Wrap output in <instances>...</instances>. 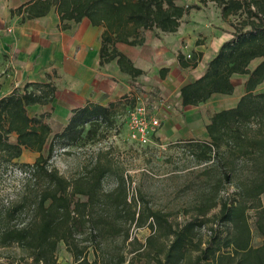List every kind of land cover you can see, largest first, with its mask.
Listing matches in <instances>:
<instances>
[{"label": "trees", "instance_id": "16d2710c", "mask_svg": "<svg viewBox=\"0 0 264 264\" xmlns=\"http://www.w3.org/2000/svg\"><path fill=\"white\" fill-rule=\"evenodd\" d=\"M209 2L221 8L223 19L235 16L237 21L231 22L233 37L209 60L206 73L181 88L183 106L201 107L209 137L186 141L199 162L212 161L200 172L198 215L174 222L142 193L131 197L129 176L111 148L101 149L72 177L51 163L58 146L100 138L136 98L109 106L87 104L64 123L50 114H29L30 105L52 102L56 87L27 82L0 97V169L15 164L26 149L38 153L33 163L22 166V194L0 206V250L18 245L32 264H61L57 251L63 241L73 256L70 264H264V239L253 244L251 225L254 212L264 238V90L258 89L264 82V0H38L26 10L30 17L42 16L55 5L61 21L87 17L103 25L101 63L117 59L121 70L134 78L144 71L116 44H142L141 33L147 29L175 32L192 8ZM202 56L179 53V68L196 67ZM256 58L262 60L251 69ZM167 71L162 69V76ZM234 74L248 75L244 94L235 106L209 115L205 102L215 93L233 94ZM109 178L113 185L107 188ZM227 185L235 192L221 195ZM215 207L219 211L208 217ZM144 226L151 232L143 242L132 229ZM206 227L210 235L203 245L199 233ZM193 251H198L194 258Z\"/></svg>", "mask_w": 264, "mask_h": 264}, {"label": "crops", "instance_id": "0c3cea01", "mask_svg": "<svg viewBox=\"0 0 264 264\" xmlns=\"http://www.w3.org/2000/svg\"><path fill=\"white\" fill-rule=\"evenodd\" d=\"M36 1L0 0V97L9 95L16 87L23 88L27 82H52L56 87L53 101L30 105L29 114L46 113L67 123L75 109L87 104L109 106L139 96L161 95L165 99H174L177 107H173L176 111L174 114L163 117V126L159 127L157 133L169 130L175 134L179 127L186 131L182 125L188 127L187 124L191 123H205L200 106L182 105L181 88L206 73L209 60L225 41L233 37L234 27L221 24V28L206 30V34L203 30L204 27L207 29L206 23L202 22L199 26L196 20L203 17L207 20V13L191 15L193 12H190L189 18L184 19L175 32L147 29L141 33L144 38L142 44L118 42L117 49L127 55L134 66L144 71L133 78L121 70L117 59L101 63L103 25H94L87 17L79 22L68 19L61 21L55 5L45 15L30 17L26 8ZM213 5L217 6L209 2L202 9ZM216 19H223L221 12ZM64 24L67 26L64 27ZM201 33L208 36L205 42L199 40L204 38ZM193 52L203 54L198 65L179 68V53L190 58ZM257 59L262 60H252L249 65L251 69L260 63L254 62ZM164 68L168 71L162 76L161 70ZM247 77L246 74L232 76L235 83L233 94L239 91L237 100L245 92L244 80ZM238 78L241 83H237ZM134 83L139 86L138 89ZM258 89L260 91L261 88ZM218 94L208 99L214 106V98ZM208 100L204 104L206 109L210 105ZM218 110L221 109H215ZM50 117L45 120L49 122ZM204 133L207 135L206 130Z\"/></svg>", "mask_w": 264, "mask_h": 264}, {"label": "rangeland", "instance_id": "374dc122", "mask_svg": "<svg viewBox=\"0 0 264 264\" xmlns=\"http://www.w3.org/2000/svg\"><path fill=\"white\" fill-rule=\"evenodd\" d=\"M177 1L179 4H184V2L194 3V0ZM190 12H193L192 14L190 13L191 15L204 14L203 12L207 13L209 16L207 20L204 17L195 19L199 26L202 22L206 23L207 29L206 27L203 29L206 34L208 33L206 30H213L211 27L221 28V24H227L228 26L230 25V28H233L231 22L237 21L235 16L225 22H223V19H216L217 14L219 15L221 10L214 5L206 9L192 8ZM190 18L192 19L191 16ZM204 33H201L202 36H204ZM207 37L204 36V38H200L199 40L205 42ZM258 61L260 59L254 62ZM236 81L237 83H241L240 78ZM259 88H261L260 90H264V82L259 85ZM238 93L239 91L235 94H218L214 98L216 106L212 105L211 101L208 100L210 104L207 109L208 114L211 115L217 108L222 109L235 106L238 102ZM143 100L147 105L149 116H155L161 120V128L163 126V117L176 112L173 109V107H177L174 99H165L161 95L156 97L144 95ZM236 100L237 102H235ZM163 102L168 103V108L162 105ZM134 103L131 101L130 103L128 102V106H125H134ZM125 109L116 119L114 127L102 132L100 138L91 141H80L65 148L58 146L51 159V163L63 175L72 177L96 158L101 149L107 150L111 148L129 176V192L131 197L137 192L142 193L149 200L150 206L168 211L170 218L174 222L184 223L197 216L198 210L196 209V205L200 202L199 197L201 192L199 181L201 177L200 172L211 164L212 161L199 162L196 155L186 146V141L191 139H208V135H205V133L202 134L206 130L205 123L200 122L199 125L196 123H186L188 127L186 125L181 126L186 128V131H182L179 127L175 134H171L169 130H166L165 133L160 131V133H156L152 143L141 145L131 138L128 120L124 117ZM11 139L15 140L16 137L12 136ZM37 156V152L26 149L22 156L15 160V164L0 169V206L19 198L22 194L26 183V174L22 170V166L25 163H33ZM112 181L113 178L107 180V188L113 185ZM235 190L236 188L233 185H227L221 192V195L233 193ZM262 200L264 202V194L262 195ZM218 211L219 207L213 208L208 213V217H212ZM251 214L253 244L259 246L263 243L264 238L256 227L255 213L252 212ZM27 217V214L22 216L24 219ZM207 228L201 229L199 233L200 238L203 240V245H205V241H207L210 235ZM132 231L143 242L151 232L148 226L141 228L133 227ZM197 254L198 251H193L192 258ZM130 256L128 254V257ZM57 257L61 264L73 263V256L67 250L63 241L59 243ZM90 258H94L93 251L90 253ZM143 262L144 260H140L141 264ZM0 264H32V259L28 257L27 253L21 247L13 245L0 250ZM190 264L192 263L190 262Z\"/></svg>", "mask_w": 264, "mask_h": 264}, {"label": "built area", "instance_id": "2783aa9c", "mask_svg": "<svg viewBox=\"0 0 264 264\" xmlns=\"http://www.w3.org/2000/svg\"><path fill=\"white\" fill-rule=\"evenodd\" d=\"M168 108V103H162ZM124 117L128 120L131 138L141 145H148L153 142L161 120L155 116H149L147 105L143 96L136 98L134 106L127 107Z\"/></svg>", "mask_w": 264, "mask_h": 264}]
</instances>
